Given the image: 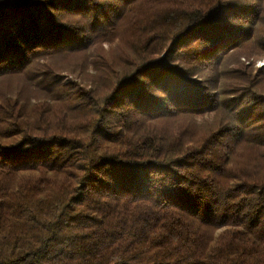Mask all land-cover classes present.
I'll use <instances>...</instances> for the list:
<instances>
[{
    "label": "trees",
    "instance_id": "obj_1",
    "mask_svg": "<svg viewBox=\"0 0 264 264\" xmlns=\"http://www.w3.org/2000/svg\"><path fill=\"white\" fill-rule=\"evenodd\" d=\"M256 58L264 0H0V264H264Z\"/></svg>",
    "mask_w": 264,
    "mask_h": 264
},
{
    "label": "rangeland",
    "instance_id": "obj_2",
    "mask_svg": "<svg viewBox=\"0 0 264 264\" xmlns=\"http://www.w3.org/2000/svg\"><path fill=\"white\" fill-rule=\"evenodd\" d=\"M243 59V58H242ZM264 64V59L263 58H256L254 60V66L255 67H259L262 66Z\"/></svg>",
    "mask_w": 264,
    "mask_h": 264
}]
</instances>
